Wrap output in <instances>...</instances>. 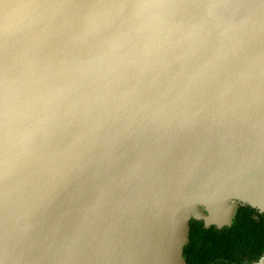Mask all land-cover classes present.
I'll list each match as a JSON object with an SVG mask.
<instances>
[{"label": "water", "instance_id": "obj_1", "mask_svg": "<svg viewBox=\"0 0 264 264\" xmlns=\"http://www.w3.org/2000/svg\"><path fill=\"white\" fill-rule=\"evenodd\" d=\"M34 60L105 74L38 92ZM239 205L264 214V0H0V264H184Z\"/></svg>", "mask_w": 264, "mask_h": 264}, {"label": "trees", "instance_id": "obj_2", "mask_svg": "<svg viewBox=\"0 0 264 264\" xmlns=\"http://www.w3.org/2000/svg\"><path fill=\"white\" fill-rule=\"evenodd\" d=\"M264 253V214L239 205L228 226L205 228L190 219L184 264H250Z\"/></svg>", "mask_w": 264, "mask_h": 264}, {"label": "rangeland", "instance_id": "obj_3", "mask_svg": "<svg viewBox=\"0 0 264 264\" xmlns=\"http://www.w3.org/2000/svg\"><path fill=\"white\" fill-rule=\"evenodd\" d=\"M35 38H31L34 41ZM39 42V40H37ZM254 56L252 55V58ZM194 66V64H193ZM44 69V70H43ZM102 66H99L97 60H34L31 69L29 70L31 85L33 80L35 81L36 90L39 92L41 89L40 83L36 80L37 73H44L47 78L54 82L56 89H64L68 93L83 97L87 95H93L94 92L84 93L83 87L89 85L90 82L96 83V87L101 85ZM73 84H72V83ZM76 84V85H74ZM82 90L83 92H78ZM77 93V94H76ZM98 94V91L95 93ZM31 106H36V101L33 99ZM79 149H73V153L67 154V159L77 153ZM54 156L50 153L46 154L47 162H50ZM21 170L27 172L21 162ZM8 210V203L2 205V212L5 213ZM2 222V218L0 219Z\"/></svg>", "mask_w": 264, "mask_h": 264}, {"label": "bare ground", "instance_id": "obj_4", "mask_svg": "<svg viewBox=\"0 0 264 264\" xmlns=\"http://www.w3.org/2000/svg\"><path fill=\"white\" fill-rule=\"evenodd\" d=\"M244 202L250 204V206H254V203L252 201H250L249 199H247V198L244 199ZM223 203L224 204H226V203L227 204H234V201L225 198L223 200ZM208 208L211 211V217H213L214 215H216V217H217L216 219L217 220H220V221L224 220V214L226 215V213H227V210L226 209H223V207H216V205L213 208H212V206H210V207L208 206Z\"/></svg>", "mask_w": 264, "mask_h": 264}, {"label": "flooded vegetation", "instance_id": "obj_5", "mask_svg": "<svg viewBox=\"0 0 264 264\" xmlns=\"http://www.w3.org/2000/svg\"><path fill=\"white\" fill-rule=\"evenodd\" d=\"M252 263H254V262H252ZM252 263H250V264H252Z\"/></svg>", "mask_w": 264, "mask_h": 264}]
</instances>
